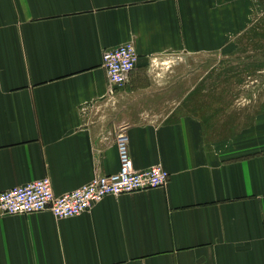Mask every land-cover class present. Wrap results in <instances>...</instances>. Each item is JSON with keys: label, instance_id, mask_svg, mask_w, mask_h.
<instances>
[{"label": "crops", "instance_id": "crops-1", "mask_svg": "<svg viewBox=\"0 0 264 264\" xmlns=\"http://www.w3.org/2000/svg\"><path fill=\"white\" fill-rule=\"evenodd\" d=\"M215 5L0 0V193L48 176L60 195L119 171L122 129L136 169L169 172L74 217L0 210V264H264V115L215 139L180 71L156 64L210 53ZM130 41L137 66L110 90L103 53Z\"/></svg>", "mask_w": 264, "mask_h": 264}, {"label": "rangeland", "instance_id": "rangeland-1", "mask_svg": "<svg viewBox=\"0 0 264 264\" xmlns=\"http://www.w3.org/2000/svg\"><path fill=\"white\" fill-rule=\"evenodd\" d=\"M210 1V53L156 64L180 71L184 102L194 105L187 111L208 119L212 137L222 139L264 115V0Z\"/></svg>", "mask_w": 264, "mask_h": 264}, {"label": "built area", "instance_id": "built-area-1", "mask_svg": "<svg viewBox=\"0 0 264 264\" xmlns=\"http://www.w3.org/2000/svg\"><path fill=\"white\" fill-rule=\"evenodd\" d=\"M139 54L133 42H126L103 53V66L110 90L123 86L135 69ZM120 159L119 171L98 175L80 187L57 195L52 180L46 176L0 193V210L5 214H31L49 210L55 217H74L89 211L110 195L166 185L169 172L160 165L136 169L130 156V138L125 129L116 140Z\"/></svg>", "mask_w": 264, "mask_h": 264}]
</instances>
